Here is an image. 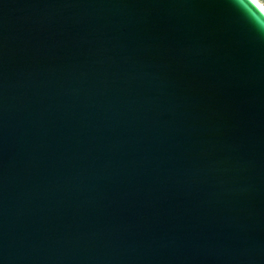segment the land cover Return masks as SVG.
Here are the masks:
<instances>
[{
  "label": "water",
  "instance_id": "obj_1",
  "mask_svg": "<svg viewBox=\"0 0 264 264\" xmlns=\"http://www.w3.org/2000/svg\"><path fill=\"white\" fill-rule=\"evenodd\" d=\"M0 264H264L253 0H0Z\"/></svg>",
  "mask_w": 264,
  "mask_h": 264
},
{
  "label": "built area",
  "instance_id": "obj_2",
  "mask_svg": "<svg viewBox=\"0 0 264 264\" xmlns=\"http://www.w3.org/2000/svg\"><path fill=\"white\" fill-rule=\"evenodd\" d=\"M256 3L262 8L264 7V0H256Z\"/></svg>",
  "mask_w": 264,
  "mask_h": 264
},
{
  "label": "snow or ice",
  "instance_id": "obj_3",
  "mask_svg": "<svg viewBox=\"0 0 264 264\" xmlns=\"http://www.w3.org/2000/svg\"><path fill=\"white\" fill-rule=\"evenodd\" d=\"M253 3H256V0H253ZM261 10L264 11V7H262Z\"/></svg>",
  "mask_w": 264,
  "mask_h": 264
}]
</instances>
